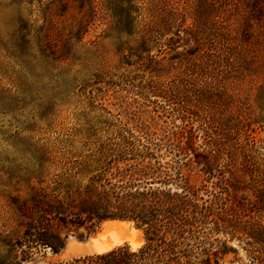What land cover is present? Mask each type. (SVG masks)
Returning <instances> with one entry per match:
<instances>
[{
  "label": "rangeland",
  "instance_id": "rangeland-1",
  "mask_svg": "<svg viewBox=\"0 0 264 264\" xmlns=\"http://www.w3.org/2000/svg\"><path fill=\"white\" fill-rule=\"evenodd\" d=\"M209 1L0 0V264H58L74 259L63 254L111 237L80 228L67 235L64 251L26 249L19 245L25 227L17 205L29 201L37 189V174L48 177L55 172L51 160L83 155V145L125 136L122 130L175 144L184 142L179 133L186 124L195 137L182 161L192 192L207 199L213 214L221 211L216 197L229 195L245 204L254 200V181L264 173V13L249 15L242 6L235 10L229 5L218 10L215 20H223L227 41L215 45L223 54L220 62L207 61L206 75L200 77L207 82V104L202 107L207 118L189 108L183 121L173 105L156 94L177 77H189L194 40L186 45L168 41L193 32L196 12ZM208 25L209 19L207 32ZM211 114L218 119L213 127L220 134L218 125L231 124L236 114L253 121L248 126L253 149L245 152L251 173L243 170L240 146L231 160L224 155L213 172H203L205 143L213 131ZM233 143L229 140L226 146ZM238 143L245 145L241 137ZM173 155H165L162 162L171 163ZM221 178L223 183L238 180L233 184L238 189L226 185V194ZM39 187L48 192L47 183ZM246 214L241 221L250 223L240 224L231 240L210 233L208 225L207 239L193 247V261L207 254V264H264V234L255 233L264 230V211ZM139 231L141 247L145 241ZM218 240L233 251L222 253Z\"/></svg>",
  "mask_w": 264,
  "mask_h": 264
},
{
  "label": "trees",
  "instance_id": "trees-1",
  "mask_svg": "<svg viewBox=\"0 0 264 264\" xmlns=\"http://www.w3.org/2000/svg\"><path fill=\"white\" fill-rule=\"evenodd\" d=\"M205 4L196 12L193 32L186 33L184 39L168 41V45H175L182 40L186 45L194 40V64L186 70L189 77L181 75L165 89L158 88L156 92L164 102L173 105V111L180 114L183 121H186L189 108L207 118V108H202L207 104V82L200 77L206 75L203 70L207 69V61L220 62L223 55L215 46L227 41L226 34L222 32L223 20H215L221 6L229 5L235 10L242 6L249 15L264 13V0H219V4L212 0ZM208 19L207 32L204 27ZM147 42L152 43L150 39ZM243 116L236 114L230 117L231 124L218 125L219 131L222 130L220 134L213 127L218 119L214 118V114L208 115L213 131L205 143L207 155L203 156V172H213L224 155L231 160V153L240 146L243 170L251 173L247 165L249 155L245 152L253 149L248 135L249 122L253 121ZM261 122L264 124V118ZM180 129L184 142L163 144L162 140H145L122 130L125 136L117 134L108 142L83 145V155L63 157L61 161L47 160L55 172L48 177L37 174L34 177L37 189L29 201H20L17 205L20 225L25 227L19 245L29 250L49 248L57 253L68 234L80 228L90 234L103 221L120 220L133 223L136 229L143 232V246L132 251L124 245L102 254L86 255L58 264H207V254L202 260L193 261L196 259L193 247L207 239L208 225L211 224L210 233H221L231 240L240 229V224L243 227L248 222L241 221L247 212L264 211V173L254 181V200H247L245 204L244 199L234 200L229 195L226 198L216 197L215 203L221 211L213 214L212 206H207V199L203 200L192 192L183 174V168L187 166L182 162L186 158L185 151H192L195 137L186 124ZM240 137L244 146L238 143ZM229 140L234 143L227 147ZM245 147L249 150H244ZM171 153L174 154L171 163L162 162L165 155ZM200 155L195 153L194 157ZM220 182L227 194L226 185L234 186L238 180L232 178L223 183L221 178ZM45 183L48 192L39 187ZM234 189L238 187L234 186ZM249 220L252 221V218L249 217ZM60 232H64L62 238L59 237ZM263 232V229H256L255 233L262 237ZM218 241L222 242V253L233 251L225 246V241Z\"/></svg>",
  "mask_w": 264,
  "mask_h": 264
},
{
  "label": "bare ground",
  "instance_id": "bare-ground-1",
  "mask_svg": "<svg viewBox=\"0 0 264 264\" xmlns=\"http://www.w3.org/2000/svg\"><path fill=\"white\" fill-rule=\"evenodd\" d=\"M103 234H111V237L104 241L93 242L89 248L77 249L71 255L63 254V257L72 259L79 256L102 254L123 244H128L130 250H136L142 243L141 232L126 222L108 221L103 223L96 236L100 237Z\"/></svg>",
  "mask_w": 264,
  "mask_h": 264
},
{
  "label": "water",
  "instance_id": "water-1",
  "mask_svg": "<svg viewBox=\"0 0 264 264\" xmlns=\"http://www.w3.org/2000/svg\"><path fill=\"white\" fill-rule=\"evenodd\" d=\"M108 221H120V220H106V221L101 222L100 225H99V227H98V229H97V231H96V233L101 230V225L103 223H105V222H108ZM121 222H126V223H128V224H130L131 226L134 227L133 223H131V222H128V221H121ZM64 250H65L64 247L60 249V251H64Z\"/></svg>",
  "mask_w": 264,
  "mask_h": 264
}]
</instances>
